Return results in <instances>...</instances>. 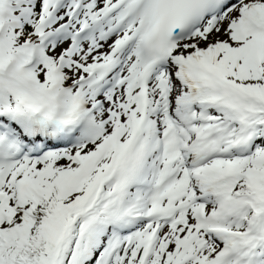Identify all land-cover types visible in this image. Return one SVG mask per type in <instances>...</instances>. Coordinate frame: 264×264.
I'll list each match as a JSON object with an SVG mask.
<instances>
[{
  "label": "snow or ice",
  "instance_id": "obj_1",
  "mask_svg": "<svg viewBox=\"0 0 264 264\" xmlns=\"http://www.w3.org/2000/svg\"><path fill=\"white\" fill-rule=\"evenodd\" d=\"M0 264H264V0H0Z\"/></svg>",
  "mask_w": 264,
  "mask_h": 264
}]
</instances>
